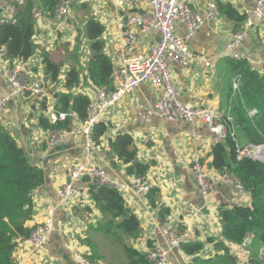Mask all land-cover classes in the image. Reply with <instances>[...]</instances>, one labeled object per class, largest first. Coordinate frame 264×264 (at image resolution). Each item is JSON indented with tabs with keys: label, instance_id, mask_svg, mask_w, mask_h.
Listing matches in <instances>:
<instances>
[{
	"label": "crops",
	"instance_id": "1",
	"mask_svg": "<svg viewBox=\"0 0 264 264\" xmlns=\"http://www.w3.org/2000/svg\"><path fill=\"white\" fill-rule=\"evenodd\" d=\"M73 1V0H72ZM189 6L197 12L204 13L211 3L230 4L240 14L252 10L257 0H186ZM13 0H0V10L3 15L8 13ZM76 5L87 4V9L71 10L65 18L44 15L42 23L36 27L35 43L38 45V53L25 63L36 80L42 79L48 91L47 110H40L32 106L31 97L11 98L8 110L0 116V123L17 139L23 150L37 160L36 166L40 167L45 174V182L42 187L34 192L36 215L30 222V226L39 225L50 218L49 210L53 209V220L56 232L50 243L35 252L26 241H18L15 254L16 264H77L71 249V242L80 244L81 252L89 253L88 246L83 242L87 237L98 246V251L103 261L98 264H126L128 257L122 243L112 244V238L108 235L92 229L97 228L102 222V214L96 208L93 200L82 205L62 204L58 196V190L69 178V170L82 160L84 153V137L76 134L67 138L63 143L49 146L47 132L40 127L39 119L42 116H50L51 109L62 111L57 104V94L66 93L64 90V76L57 84H52L43 70L42 54L49 51L60 54V46H66V53L73 55L79 60L83 69L82 83L73 93H82L92 100L97 101V90L91 85L87 76L86 56L83 61L80 55L72 51V45H79V36L76 31H82L80 21L91 18L98 20L104 26L102 41L104 53L114 64L113 88L121 82V61L126 53L122 41V29L120 24L129 16L145 10L146 5L135 8L128 5L118 8L114 0H77ZM82 16V19H81ZM244 24H236L226 15L221 14L215 21H206L198 33L188 42L189 47L200 58L211 62L205 66L203 61H195L186 66L173 64L171 71L174 75L175 85L185 103L196 107H213L225 114L229 113L230 107H226V87L233 77L227 58L217 59L216 56L223 53L229 41L230 35L241 29ZM176 32L179 36H185L186 28L182 24H176ZM160 36L157 32L138 34L136 51L146 53L148 47L157 42ZM89 47L90 44H89ZM251 61V67L264 75V24H257L248 30V35L237 50ZM62 53L60 54V56ZM66 58V57H65ZM78 63V64H79ZM71 63L65 59L64 74L69 71ZM32 78V79H33ZM236 77L232 79L234 82ZM11 87L0 71V95L10 96ZM162 96V91L151 84H143L132 94L126 96L121 102L110 108L104 115L107 132L99 140L103 150L95 154L96 161L121 183H129L134 175L128 174V166L115 159L110 149V140H114L121 134H129L133 138V148L137 150V160L142 164L149 165L148 179L153 187V193L149 197H135L133 194H122L128 207L141 223V234L135 241H127L137 251L146 254L150 243L166 245L163 230L168 225L162 216V211L168 210L172 222L178 223L182 228H189L193 235L189 241L202 242L205 249L201 253L202 258L214 253L213 246L207 243L209 238H218L221 235V225L218 218L219 208H233L236 205H252L251 196L243 198L233 195L232 186L226 183L216 184L210 196L205 199L200 193L192 170V158L195 152H201L204 162L209 166V172L216 170L210 168L212 157L210 155L214 143L208 126L202 122L187 123L184 121H167L155 116L147 125H140L135 120L137 110L155 108ZM37 98V97H35ZM30 99V100H29ZM48 116V117H49ZM72 121L71 129L80 128L82 121L78 116L69 117ZM50 119V118H49ZM110 123V125H109ZM237 133V131H236ZM146 140H149L147 143ZM239 144V143H238ZM109 148V149H108ZM209 214H202L201 200ZM90 206L91 211L85 210ZM251 236L248 240L252 243ZM127 240V239H125ZM126 243V242H125ZM120 245V249L119 246ZM233 254L236 251L247 259V246L244 244H228ZM264 259V244L255 246ZM247 251V252H246ZM185 264H189L191 258L180 252ZM171 264H181L174 254L170 257Z\"/></svg>",
	"mask_w": 264,
	"mask_h": 264
},
{
	"label": "trees",
	"instance_id": "2",
	"mask_svg": "<svg viewBox=\"0 0 264 264\" xmlns=\"http://www.w3.org/2000/svg\"><path fill=\"white\" fill-rule=\"evenodd\" d=\"M61 1L27 0L19 6L16 24L9 22L0 24V44L7 47L8 54L13 60L26 63L38 53L39 48L34 40L37 26L32 17L33 7L39 4L45 16L50 14L51 17H55L56 8ZM75 6L76 4L71 5V9ZM218 8L220 14L226 15L236 24L242 25L247 20L246 15L240 14L230 4L220 3ZM81 9H87V4L81 5ZM104 30V26L98 20L91 18L84 21L83 32L91 42L86 73L91 85L96 89L103 86L113 89L115 70L112 60L104 53L102 41ZM65 50V45L60 46L61 56L49 51L43 52V70L52 84H57L64 76L63 87L66 93L57 94L56 107L60 106V109L66 113L74 112L80 121H85L89 116L92 100L82 93H73L82 83L83 69L79 60H75L73 55L66 53ZM65 57L69 58L71 67L64 74ZM226 62L233 77L226 87V107L223 109L230 107L232 123L247 146L264 145V75L247 62H237L231 58H227ZM236 76L240 77L238 90L233 88L232 79ZM41 106L46 111L47 100H43ZM232 123L229 122V125L231 126ZM39 124L45 131L61 128L69 130L73 126L71 118L51 124L48 116L40 117ZM106 132L107 125L101 122L96 127L95 140L99 142ZM109 144L115 159L128 166L129 175L143 176L148 173L149 165L136 162L138 152L132 147V136L121 134L110 140ZM238 146L237 138L232 137L224 142L215 143L210 153L212 157L210 168L238 178L251 196L252 205L219 208L221 235L207 240V243L213 246L214 253L202 258L200 255L205 249V244L186 241L181 245V251L191 258L189 264H264L260 252L254 248L264 244V162L252 157L239 159ZM44 182V171L30 164L26 152L18 144L17 139L0 123V264H16L17 242L26 241L36 229L37 225H29L36 215L33 196ZM90 193L103 217L102 222L92 231L98 230L110 236L113 245L122 243L128 257L126 264H150L146 254L127 244L129 239L135 241L140 236L142 228L140 220L132 213L122 194L106 186H92ZM84 207L88 212L92 210L90 206ZM168 215V210L162 211V216ZM251 236H253L252 243L246 248L247 259L243 261L244 259L232 253L228 244L243 246ZM83 242L89 248L86 256L94 264L103 261L97 244L90 237ZM149 246L151 247L152 244L150 243Z\"/></svg>",
	"mask_w": 264,
	"mask_h": 264
},
{
	"label": "built area",
	"instance_id": "3",
	"mask_svg": "<svg viewBox=\"0 0 264 264\" xmlns=\"http://www.w3.org/2000/svg\"><path fill=\"white\" fill-rule=\"evenodd\" d=\"M26 2L27 0H13L5 16L0 10V24L6 22L16 24L19 6ZM71 2L69 0L60 2L55 12L57 18H65L69 15ZM114 2L118 8L128 5L137 9L145 5L147 7L129 16L120 24L126 52L121 61L120 84L113 89L103 86L97 90V101L92 104L87 120L81 122L79 129L61 128L47 132L49 146L61 144L76 134L81 133L84 137L82 160L70 168V182L65 181L58 190L61 203L66 205H77L93 200L90 193L92 186L114 188L121 194L131 193L135 197H148L153 190L147 175L134 176L129 183H121L108 174L95 159V154L103 150L102 144L95 140L96 127L104 121V115L110 108L143 84L148 83L160 89L162 96L155 108L137 110L135 120L140 125H147L155 116L167 121L202 122L211 132L212 143L224 142L228 137L236 139V128L232 123L231 115L213 107H196L185 103L175 85L171 71L173 64L186 66L195 61H203L205 66L211 65L210 61L200 58L191 50L188 42L206 21L212 22L220 17L218 5L211 3L206 7L205 12L201 13L192 9L186 0H114ZM44 15L40 5L36 4L32 10L36 26L42 23ZM246 16L247 20L243 29L230 35L225 51L217 55V59L231 58L237 62H247L251 66L250 59L238 53L237 50L248 35L249 29L253 28L257 22L264 24V0H257L255 7L248 11ZM178 23L186 28L185 36L177 34L176 24ZM139 32L143 34L157 32L160 39L151 44L146 53H140L136 51ZM0 71L12 90L10 96L0 95V116L8 110L11 98L27 96L42 100L48 98L44 81L34 79L31 71L25 66V62L13 60L3 44H0ZM239 80L240 77L236 76L233 82L234 90L239 89ZM49 114L51 124L76 116L74 112L66 113L56 108L51 109ZM229 122L232 123L231 126ZM146 142L148 143L149 140ZM237 154L239 159L252 157L264 162V145H248L246 148L238 146ZM192 170L196 185L205 199L210 196L213 187L218 183L230 184L235 197L241 199L248 195L238 178L218 171L209 172V166L204 162L201 152L194 153ZM85 176H89L90 182H83ZM53 213V209H50V218L37 225L26 240L33 252L47 246L56 232ZM165 220L168 222L163 230L166 245L155 243L148 248L146 259L150 264H171L170 257L173 254V248H179L181 251V245L189 241L193 235L189 228H182L178 223L174 224L170 215ZM71 249L77 264H94L86 254L81 252L78 242H71ZM235 255L242 258L243 251L241 250V253L236 251Z\"/></svg>",
	"mask_w": 264,
	"mask_h": 264
},
{
	"label": "rangeland",
	"instance_id": "4",
	"mask_svg": "<svg viewBox=\"0 0 264 264\" xmlns=\"http://www.w3.org/2000/svg\"><path fill=\"white\" fill-rule=\"evenodd\" d=\"M216 4V3H214ZM81 9V6L80 5H76L75 7H72V11L74 12V14H77L76 13V10H80ZM78 15V14H77ZM221 15V14H220ZM81 19H82V16H81ZM80 23L83 25L84 24V21H80ZM77 34H80L79 36V45L74 46L72 45V51L75 52V54H79L80 55V60L83 61V59L86 58V56H88V53L90 54V47H89V44L91 45V42L85 37L84 35V32L83 30L80 31H76ZM88 52V53H87ZM28 97H31V98H34L36 101H33V100H30L29 103H31L32 106H37L40 110H42V99L40 98H35L33 96H28ZM26 97V98H28ZM225 113V112H224ZM236 138H237V141L239 143V146L241 148H246L247 147V144L246 142L244 141V139L242 138V136L237 132L236 133ZM119 249L121 248L120 245L118 246Z\"/></svg>",
	"mask_w": 264,
	"mask_h": 264
},
{
	"label": "water",
	"instance_id": "5",
	"mask_svg": "<svg viewBox=\"0 0 264 264\" xmlns=\"http://www.w3.org/2000/svg\"><path fill=\"white\" fill-rule=\"evenodd\" d=\"M77 0H73L71 2V5L73 6L75 3H76ZM49 78L46 79V81H48ZM110 125V123H109ZM26 156L28 158V161L30 162V164L32 166H36V164L38 163L37 160H34L32 156H30L29 154L26 153ZM67 182H70V178L67 179ZM83 182H90V178L89 176H85L83 178ZM205 202L204 199L201 200V206H202V214H209V212L206 210V206L203 205ZM250 240H246L245 242V245L248 246V243H249ZM180 249L179 248H173V254L175 255V257L178 259V261L181 263V264H185L181 254H180Z\"/></svg>",
	"mask_w": 264,
	"mask_h": 264
},
{
	"label": "bare ground",
	"instance_id": "6",
	"mask_svg": "<svg viewBox=\"0 0 264 264\" xmlns=\"http://www.w3.org/2000/svg\"><path fill=\"white\" fill-rule=\"evenodd\" d=\"M91 110V109H90ZM90 112V111H89ZM229 138V137H228Z\"/></svg>",
	"mask_w": 264,
	"mask_h": 264
}]
</instances>
